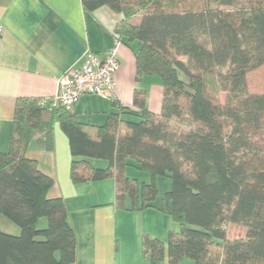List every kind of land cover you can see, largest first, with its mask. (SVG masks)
Returning <instances> with one entry per match:
<instances>
[{
  "label": "trees",
  "instance_id": "16d2710c",
  "mask_svg": "<svg viewBox=\"0 0 264 264\" xmlns=\"http://www.w3.org/2000/svg\"><path fill=\"white\" fill-rule=\"evenodd\" d=\"M82 3L88 11L108 7L122 15L114 36L139 43L137 78L158 77L164 99L155 114L138 90L140 112L121 108L104 126L79 123L56 107L72 154V183L114 179L116 208L140 211L156 207V179H168L172 187L158 209L181 228L168 243L144 236L152 263L264 264V0ZM44 101L17 99L11 148L0 153V219L20 228L17 236L0 229V264L77 260L66 202L50 197L54 179L28 158L34 137L41 151L54 150ZM129 167L149 173L150 182L128 177Z\"/></svg>",
  "mask_w": 264,
  "mask_h": 264
},
{
  "label": "crops",
  "instance_id": "0c3cea01",
  "mask_svg": "<svg viewBox=\"0 0 264 264\" xmlns=\"http://www.w3.org/2000/svg\"><path fill=\"white\" fill-rule=\"evenodd\" d=\"M122 19L108 7L88 11L82 0H0V153L11 148L17 99L45 100L52 112L54 150L41 151L34 137L28 158L54 179L50 197L66 202L78 240L75 264H168L167 259L152 263L144 255L143 238L148 235L168 243L170 233L181 228L170 214L158 209L164 197L158 195L156 207L119 210L114 179L74 185L70 178L72 154L52 98L61 76L79 67L87 52L104 56L113 47L114 31ZM139 46L124 40L115 75L116 97L83 96L71 112L79 123L104 126L121 108L140 112L134 106L138 90L145 92L149 111L161 112V80L147 75L137 78ZM179 264L196 263L183 258Z\"/></svg>",
  "mask_w": 264,
  "mask_h": 264
},
{
  "label": "built area",
  "instance_id": "2783aa9c",
  "mask_svg": "<svg viewBox=\"0 0 264 264\" xmlns=\"http://www.w3.org/2000/svg\"><path fill=\"white\" fill-rule=\"evenodd\" d=\"M122 45V39L115 36L113 47L104 56L87 52L79 67L69 69L59 79L52 98L54 106L72 112L85 95L115 98V75L120 68L118 55Z\"/></svg>",
  "mask_w": 264,
  "mask_h": 264
},
{
  "label": "rangeland",
  "instance_id": "374dc122",
  "mask_svg": "<svg viewBox=\"0 0 264 264\" xmlns=\"http://www.w3.org/2000/svg\"><path fill=\"white\" fill-rule=\"evenodd\" d=\"M103 162H105V161H95V165L98 167H106L107 163H103ZM127 176L130 178L137 179L140 185L143 182H146V183L150 182V174L149 173L139 171V170L134 169L132 167L128 168ZM156 184H157V188H158V195L160 197H164L165 193H167L172 187L171 182L168 179H163V178H158ZM45 226H46L45 223H41L39 225L40 228H43ZM0 229L3 232L11 234V235L17 236L20 234V228L16 224L12 223L11 221H9L5 217H1V219H0Z\"/></svg>",
  "mask_w": 264,
  "mask_h": 264
}]
</instances>
